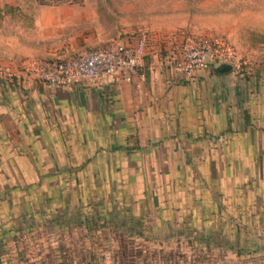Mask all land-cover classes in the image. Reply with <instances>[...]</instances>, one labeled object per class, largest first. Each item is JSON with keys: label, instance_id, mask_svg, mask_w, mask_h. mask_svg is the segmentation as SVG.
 I'll return each mask as SVG.
<instances>
[{"label": "rangeland", "instance_id": "rangeland-1", "mask_svg": "<svg viewBox=\"0 0 264 264\" xmlns=\"http://www.w3.org/2000/svg\"><path fill=\"white\" fill-rule=\"evenodd\" d=\"M139 31L148 34L149 44L164 41L168 47L187 37L228 39L238 51L243 72L264 66V0H0V63L20 67L27 59L72 56L112 39L134 40ZM230 130L226 138L213 139L223 141L229 151L215 146L200 152L199 147L182 146L178 162L161 159V168L99 167L88 172L74 169V174L99 178L143 174L156 180L153 184L179 179L182 183L176 186L190 196L176 209L188 211L175 219L181 222L176 225L195 233L201 241L198 247H207L212 264H264V149L253 135ZM71 170L57 168L36 182L28 168L17 175H12L13 169L0 168V179L12 175L0 182V264H56L50 258L57 257L52 247L62 251L60 245L70 240L84 250L78 251L75 264H124L122 258L111 261L119 233L110 228L123 224L135 211L125 194L118 195L117 202L108 196L106 184H80L87 198L83 228L62 230L63 196L77 186L70 183ZM207 177L215 183H207ZM212 192L218 199L207 209L206 194ZM237 199L243 203L239 207L227 203L237 204ZM74 219L79 221L78 216ZM134 233L129 235L133 245L144 247ZM143 235L144 245L155 238L152 232Z\"/></svg>", "mask_w": 264, "mask_h": 264}, {"label": "crops", "instance_id": "crops-1", "mask_svg": "<svg viewBox=\"0 0 264 264\" xmlns=\"http://www.w3.org/2000/svg\"><path fill=\"white\" fill-rule=\"evenodd\" d=\"M150 48L147 70L129 82L65 88L29 79L16 84L0 78V168L13 169L12 175L28 168L36 182H42L44 174L50 176L57 168L72 169L70 183L77 186L63 196V231L83 228L80 221L84 219L86 208L82 206L87 205V198L79 185L103 183L110 199L118 202V195L125 194L124 200L136 211L126 215L123 224L110 228L113 234L152 232L155 238L150 242L159 247L167 233H191L175 221L188 215L187 210L176 209L181 200L190 196L176 186L179 179L166 184L159 179L153 184L156 180L143 174L99 178L74 174V169L88 172L99 167L161 168V159L178 162L177 153L182 146L184 150L199 147L200 152L212 151L215 146L229 151L223 141L213 139L226 138L231 128L238 130L239 135L258 138L255 143L264 149L263 65L227 73L212 66L187 79L165 63L170 45L153 42ZM232 148L236 149L235 144ZM12 175H5L0 182L10 180ZM205 181L215 183L213 177ZM213 194H206L207 209L210 201L218 199ZM239 199L237 204L227 203L239 207L243 204ZM75 216L79 219L76 223ZM114 240L112 246L116 250ZM60 246L62 251L52 247V252H61L64 262L71 258L78 262V251H84L74 240ZM54 255L50 258L54 259ZM113 259L112 255L114 263ZM173 262L185 264L184 260Z\"/></svg>", "mask_w": 264, "mask_h": 264}, {"label": "built area", "instance_id": "built-area-1", "mask_svg": "<svg viewBox=\"0 0 264 264\" xmlns=\"http://www.w3.org/2000/svg\"><path fill=\"white\" fill-rule=\"evenodd\" d=\"M170 47L164 61L184 78H191L197 71L208 70L219 63L230 64L232 71H241L238 51L228 39L187 37L171 43ZM151 50L148 34L139 31L134 40L112 39L72 56L27 59L20 67L0 63V78L16 84L29 79L50 87L65 88L100 87L108 81L129 82L133 76L145 73ZM141 241L144 246L142 248H146L147 242L144 245L145 241ZM198 243L201 241L196 242L191 233H167L159 247H152L156 248L155 254H151L153 256L146 263L174 264L173 261L184 260L185 264H212L209 250L206 246L198 247ZM137 264L145 262L139 258Z\"/></svg>", "mask_w": 264, "mask_h": 264}, {"label": "trees", "instance_id": "trees-1", "mask_svg": "<svg viewBox=\"0 0 264 264\" xmlns=\"http://www.w3.org/2000/svg\"><path fill=\"white\" fill-rule=\"evenodd\" d=\"M40 3L43 2V0H38ZM119 233V234H118ZM134 232H128V231H122V232H117L115 234L117 235L116 241H115V245L117 246V249L113 250V257L115 258V261H118V258H122L124 260V264H137L138 259L141 258L143 260V262L146 263L147 260L151 259V257L153 255L151 254H155V250L156 248H152V247H156V246H151L152 244H156L153 242H147L148 245L146 248H138V246H135L133 244H131V242L129 241V235H131ZM182 234V233H179ZM191 234H195L193 232H191ZM134 236H138L140 237V239L146 240L143 233L141 232H136L134 233ZM195 241L197 242V238L196 235L194 236ZM58 251H60V249H58ZM58 258V259H57ZM74 259V258H73ZM71 258V260L69 262H64L62 255L58 252V255L56 257V259H53L56 261V264H75L76 263V259L73 260ZM121 259V260H122ZM54 261V262H55Z\"/></svg>", "mask_w": 264, "mask_h": 264}, {"label": "water", "instance_id": "water-1", "mask_svg": "<svg viewBox=\"0 0 264 264\" xmlns=\"http://www.w3.org/2000/svg\"><path fill=\"white\" fill-rule=\"evenodd\" d=\"M213 68H216L217 71L220 73H227V72H231L233 70V67L227 63L216 64V65H214Z\"/></svg>", "mask_w": 264, "mask_h": 264}]
</instances>
